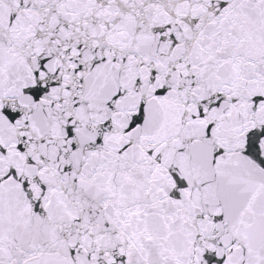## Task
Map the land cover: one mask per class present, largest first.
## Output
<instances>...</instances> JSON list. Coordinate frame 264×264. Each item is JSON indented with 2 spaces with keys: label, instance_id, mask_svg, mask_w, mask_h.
Returning a JSON list of instances; mask_svg holds the SVG:
<instances>
[{
  "label": "snow or ice",
  "instance_id": "6c2138e0",
  "mask_svg": "<svg viewBox=\"0 0 264 264\" xmlns=\"http://www.w3.org/2000/svg\"><path fill=\"white\" fill-rule=\"evenodd\" d=\"M0 264H264V0H0Z\"/></svg>",
  "mask_w": 264,
  "mask_h": 264
}]
</instances>
